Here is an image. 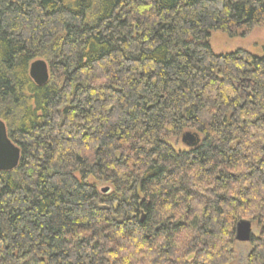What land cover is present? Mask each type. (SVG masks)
Instances as JSON below:
<instances>
[{
  "label": "trees",
  "instance_id": "16d2710c",
  "mask_svg": "<svg viewBox=\"0 0 264 264\" xmlns=\"http://www.w3.org/2000/svg\"><path fill=\"white\" fill-rule=\"evenodd\" d=\"M257 26L264 0H0L20 150L0 171V264H233L242 219L259 230L245 264H264V49L209 43Z\"/></svg>",
  "mask_w": 264,
  "mask_h": 264
},
{
  "label": "water",
  "instance_id": "95a60500",
  "mask_svg": "<svg viewBox=\"0 0 264 264\" xmlns=\"http://www.w3.org/2000/svg\"><path fill=\"white\" fill-rule=\"evenodd\" d=\"M30 78L36 85H43L49 78L47 62L36 59L29 66ZM181 141L187 147H193L199 141L197 134L186 131L182 134ZM20 150L11 141L7 134V128L3 120L0 119V171H11L18 165ZM252 237V222L240 220L235 228L236 242H249Z\"/></svg>",
  "mask_w": 264,
  "mask_h": 264
},
{
  "label": "rangeland",
  "instance_id": "374dc122",
  "mask_svg": "<svg viewBox=\"0 0 264 264\" xmlns=\"http://www.w3.org/2000/svg\"><path fill=\"white\" fill-rule=\"evenodd\" d=\"M209 43L215 53H229L243 49L254 55L261 56L264 49V26L252 28L246 36L236 35L231 37L226 33L214 31L211 33ZM176 149L184 148L180 140H173ZM258 227L252 222V236L258 233ZM249 242H236V257L233 264H245L246 255L250 250Z\"/></svg>",
  "mask_w": 264,
  "mask_h": 264
}]
</instances>
